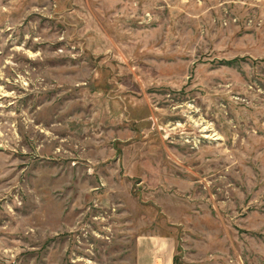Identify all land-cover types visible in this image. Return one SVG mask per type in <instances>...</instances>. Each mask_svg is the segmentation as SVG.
<instances>
[{
  "label": "rangeland",
  "instance_id": "rangeland-1",
  "mask_svg": "<svg viewBox=\"0 0 264 264\" xmlns=\"http://www.w3.org/2000/svg\"><path fill=\"white\" fill-rule=\"evenodd\" d=\"M169 253L264 264V0H0V264Z\"/></svg>",
  "mask_w": 264,
  "mask_h": 264
},
{
  "label": "crops",
  "instance_id": "crops-1",
  "mask_svg": "<svg viewBox=\"0 0 264 264\" xmlns=\"http://www.w3.org/2000/svg\"><path fill=\"white\" fill-rule=\"evenodd\" d=\"M174 262L175 258L173 253H169L167 256L155 257L154 259L150 256V258H147L145 262L143 261V264H174Z\"/></svg>",
  "mask_w": 264,
  "mask_h": 264
}]
</instances>
